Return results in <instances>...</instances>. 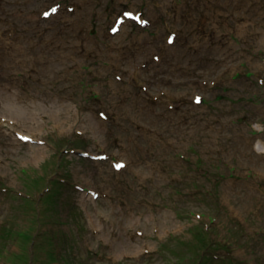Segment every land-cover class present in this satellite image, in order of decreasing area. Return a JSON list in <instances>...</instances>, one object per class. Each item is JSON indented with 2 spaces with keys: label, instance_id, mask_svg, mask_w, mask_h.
I'll list each match as a JSON object with an SVG mask.
<instances>
[{
  "label": "rangeland",
  "instance_id": "rangeland-1",
  "mask_svg": "<svg viewBox=\"0 0 264 264\" xmlns=\"http://www.w3.org/2000/svg\"><path fill=\"white\" fill-rule=\"evenodd\" d=\"M228 1L0 0V264H264V0Z\"/></svg>",
  "mask_w": 264,
  "mask_h": 264
},
{
  "label": "trees",
  "instance_id": "trees-1",
  "mask_svg": "<svg viewBox=\"0 0 264 264\" xmlns=\"http://www.w3.org/2000/svg\"><path fill=\"white\" fill-rule=\"evenodd\" d=\"M62 182V181H61ZM64 188V185H61L58 181H56V180H53L52 181V184H51V187L50 188H48L47 189V193H46V195H44L43 196V198H45V199H43V201H42V199H41V202L43 203V204H50V205H52V200H54V202H56V203H59V202H61V195H62V189ZM49 196H51L52 197V200L51 201H49L48 203H46V200H47V198L49 197ZM24 200H28V198H25ZM39 212H40V209H39ZM43 212L44 211H42V215H43ZM45 214L47 213V211H45L44 212ZM42 221V220H41ZM42 233H40L39 235H37V236H40ZM52 250H54L53 248H52ZM53 252V251H52ZM202 258H204L203 256H202ZM206 258V257H205Z\"/></svg>",
  "mask_w": 264,
  "mask_h": 264
},
{
  "label": "bare ground",
  "instance_id": "bare-ground-1",
  "mask_svg": "<svg viewBox=\"0 0 264 264\" xmlns=\"http://www.w3.org/2000/svg\"><path fill=\"white\" fill-rule=\"evenodd\" d=\"M224 2H223V4L222 5H228V0H223ZM220 17H217V20H219L220 21ZM237 22V20H234V23H236ZM145 25H146V23H145ZM237 25V24H236ZM118 33H120V30H118ZM117 34V33H116ZM9 107H10V109H11V111L14 113V114H17L18 113V107L17 106H15V105H11V104H9ZM127 110V108L125 109V111ZM21 112V111H20ZM19 112V113H20ZM147 119L148 120H150L151 118L150 117H147ZM148 125V124H147ZM150 126V125H149ZM149 129V127H147L146 125H144V128H143V130L140 132L141 133V135H140V133L137 135V138H138V141H143V137H147V136H150V134H147V133H144V129ZM156 130V129H155ZM161 130V129H160ZM162 131V130H161ZM158 134V133H157ZM171 134V133H170ZM126 138H129V136H128V134H125L124 135ZM154 139H155V137H154ZM137 141V142H138ZM156 141V140H155ZM135 149H138L139 148V146L140 145H137V144H135V143H133V145H132ZM262 147V149H264V145H262L261 146ZM138 155H143L144 154V152H136ZM134 163H135V161H134Z\"/></svg>",
  "mask_w": 264,
  "mask_h": 264
},
{
  "label": "snow or ice",
  "instance_id": "snow-or-ice-1",
  "mask_svg": "<svg viewBox=\"0 0 264 264\" xmlns=\"http://www.w3.org/2000/svg\"><path fill=\"white\" fill-rule=\"evenodd\" d=\"M52 11H53V12H55V11H56V9H55V8H53V9H52ZM44 15H46V16H47V15H48V13H44ZM113 31H115V29H113ZM169 42H171V40H170ZM118 167H119V166H118Z\"/></svg>",
  "mask_w": 264,
  "mask_h": 264
}]
</instances>
